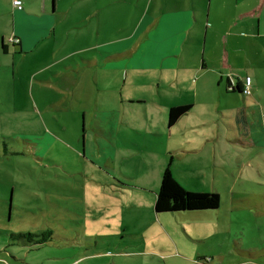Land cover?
Instances as JSON below:
<instances>
[{"label":"rangeland","instance_id":"374dc122","mask_svg":"<svg viewBox=\"0 0 264 264\" xmlns=\"http://www.w3.org/2000/svg\"><path fill=\"white\" fill-rule=\"evenodd\" d=\"M18 1L46 17L30 31L0 0V264H264V120L245 139L220 115L216 162L204 143L184 145L187 130L169 139L160 129L159 74L141 83L149 102L121 110L132 81L109 69L120 62L104 60L116 48L104 43L120 36L115 26L130 35L134 4L90 17L105 0ZM14 28L33 42L12 44ZM258 84L264 102V73ZM234 97L229 105L244 99ZM175 144L183 152H168ZM170 157L185 190L220 196L216 210L155 213ZM45 232L41 244L16 237Z\"/></svg>","mask_w":264,"mask_h":264},{"label":"crops","instance_id":"0c3cea01","mask_svg":"<svg viewBox=\"0 0 264 264\" xmlns=\"http://www.w3.org/2000/svg\"><path fill=\"white\" fill-rule=\"evenodd\" d=\"M121 1L123 0H105L99 6L94 1L96 9L89 16L97 15L99 10L101 13H108L111 4ZM126 2L134 4L136 9L130 35L121 36L122 27L115 26L111 33L120 36L104 43L116 46L115 51L104 52L107 54L104 60L120 62L119 66L109 69L119 72L124 82L132 81L120 95L121 110L125 112V109L135 104L149 102L139 93L143 89L141 83H149L154 75L159 74L160 80L165 84L163 92L159 91V85L151 86L158 89L162 96L158 101L151 102L166 119L160 129L168 132L169 139L175 130H187L188 135H183L187 137L184 145L192 146L202 142V147L210 149L208 154L218 162L221 138L227 136L219 132L220 115L227 119V126L238 131V135L245 139L250 135L248 131L252 121L264 120V114L260 112L264 102L257 94L260 89L258 78L264 73V0ZM12 8L14 14H20L25 20L30 31L40 30L42 25L32 23L40 22L46 17L44 6L40 13L35 14L26 13L24 9L18 10L13 4ZM102 29L98 34H105L104 27ZM12 38L19 40L18 44H14L19 48L26 42H33L30 37L25 38L17 33L15 28ZM123 45L128 47L120 48ZM143 75H149L148 79ZM247 77L250 79V95L243 96L241 90ZM234 96L238 100H241L239 97L244 99L239 104L229 105L228 101ZM184 105H190V110L168 127L169 109ZM124 125L120 114H117L113 128L116 135L124 130ZM175 147L180 150L183 148L182 145L175 144L167 148L168 152H179ZM197 151H200L198 147L186 153L193 154ZM169 162L172 175L179 182L173 172L172 157ZM166 163L167 160L162 171L168 165ZM204 258L203 255L196 256L197 261Z\"/></svg>","mask_w":264,"mask_h":264},{"label":"trees","instance_id":"16d2710c","mask_svg":"<svg viewBox=\"0 0 264 264\" xmlns=\"http://www.w3.org/2000/svg\"><path fill=\"white\" fill-rule=\"evenodd\" d=\"M3 51L6 47L2 45ZM6 52V51H5ZM238 89H240L238 87ZM242 93V90H241ZM190 105L172 107L168 111L167 125L171 127L184 114L190 110ZM220 204V196L217 193H200L185 190L173 177L170 170V162L161 174L160 187L158 189L154 210L156 213H175L216 210ZM22 241L41 244L51 239L49 232L41 234H19L16 236ZM37 239V240H33Z\"/></svg>","mask_w":264,"mask_h":264},{"label":"built area","instance_id":"2783aa9c","mask_svg":"<svg viewBox=\"0 0 264 264\" xmlns=\"http://www.w3.org/2000/svg\"><path fill=\"white\" fill-rule=\"evenodd\" d=\"M13 6L17 9H21V3L18 0H13L12 2ZM12 44H18L19 40L17 38H10L9 40ZM242 94L243 96H249L250 95V79L247 77L245 78V84L242 88Z\"/></svg>","mask_w":264,"mask_h":264}]
</instances>
